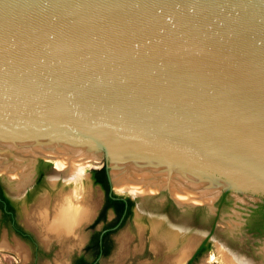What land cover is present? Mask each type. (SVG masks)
<instances>
[{"label":"water","instance_id":"95a60500","mask_svg":"<svg viewBox=\"0 0 264 264\" xmlns=\"http://www.w3.org/2000/svg\"><path fill=\"white\" fill-rule=\"evenodd\" d=\"M80 140L96 146L110 191L120 164L165 176L170 208L126 192L170 238L199 226L188 209L214 214L221 194L264 232V0H0V154L30 161L27 174L1 175L3 189L21 196L41 148ZM170 175L210 199L177 200ZM215 225L186 235L187 252L207 236L231 264H256Z\"/></svg>","mask_w":264,"mask_h":264},{"label":"rangeland","instance_id":"374dc122","mask_svg":"<svg viewBox=\"0 0 264 264\" xmlns=\"http://www.w3.org/2000/svg\"><path fill=\"white\" fill-rule=\"evenodd\" d=\"M62 150L66 149L63 148ZM86 150L89 151L90 148ZM66 151H68V149ZM38 154L35 156L43 160L50 161L51 164L56 165L57 159L55 156H51V158H45L48 156L42 154L45 156L43 157L42 155ZM4 156L5 155H0V161L2 158H4ZM3 163V165H7L9 167V170H0V178L1 175H6L8 178H15L18 177V173L20 172L27 174L26 170L28 169V163H30V161L25 159L23 156L8 155L6 157V161ZM92 166V164L85 165L82 171L84 172L86 169ZM129 167L133 169L132 166ZM48 170L49 168L47 171ZM117 170H120V168H117ZM47 171L45 174V180L47 183L46 189L41 190L38 197L36 196V200L34 202L32 201L29 207H22L20 210L19 220L23 223V225L32 227L37 236V240L43 245L47 244L46 246L49 249L48 256L39 257L35 264H68L71 253L80 249L79 244L75 241L76 239H80V233L76 232L75 235L72 234V237L67 239L61 238V235L71 233L72 229L80 222H78L75 226L70 227L71 229H66L62 233L56 232L54 230L53 232L46 230L49 234L55 235H51L50 237L47 235L46 237L43 230L41 229V226L39 225L43 223L37 219V208L41 206L39 205L40 200L46 198V207L48 208L47 211H49L48 214L50 213V217H48V215L47 219L48 221H51L54 218L52 214L53 206H56L58 200L63 196H66L69 193L72 194L73 192H76L77 189H79L81 191L80 196H83V199L80 198V201L89 202L95 207L101 202L102 192L97 187L92 186L88 182L87 175L85 173L76 181L67 179L63 173L66 179V181L63 183L58 179L56 180V176L53 178V174ZM125 173L127 172L124 171V174ZM131 174L133 175V172H131ZM146 174L147 173H138L135 177L131 178H139L142 179L141 181H144L147 175H150L151 173H148L147 175ZM162 176L165 178L164 175ZM52 179L55 180L53 181ZM147 180L150 179L148 178ZM178 180L180 181L179 183L183 184L184 181H181L180 179ZM174 182L178 183L177 179L172 183ZM112 186L116 193L127 194L126 191H130L128 189H118L119 187H116L113 184ZM168 191L172 196H176L175 192L171 188H169ZM150 192L155 193V195L152 196V199L160 200L159 202L161 205L159 203V207H161V209L166 206V203H168L169 208L170 206H173L164 189H161L160 191L156 189ZM220 196L215 202L216 211L210 216L206 214L203 206H198L193 211L188 209L185 214L196 219V222L194 220L193 221L196 224H199V226L192 229H190V226H187L185 233L180 231V235L173 237V239L168 236L169 234L167 232L170 230V225H167L164 219L159 217L160 215L154 216L153 219L149 220L145 215L146 210L148 209H143L142 212H137L133 209L131 218L126 220L125 223L112 234V249L107 255L99 258V263L171 264L173 255H176L178 253L177 251L182 249L184 246L189 245L188 243H185V241L188 240L185 239V237H187L186 235L192 234L195 237H198L205 230L206 226L209 227L210 233L212 229H215V223L220 221V226L223 227L225 232L227 229H233L232 231L235 236L230 242L232 246L240 247V252L244 253V257L250 258L251 261L254 260L253 262H256L257 264H264V232L257 233L255 231L249 230L246 226V220L250 211L246 213V210L238 207L226 196L223 195L222 198ZM152 199H148L146 201V204H148L146 206H158L157 202L153 201ZM192 202L200 203L201 201ZM65 216L68 217L67 214H65ZM219 217H221V219H219ZM242 220L244 221L242 222ZM210 241L211 243L209 248H206L197 254L189 264H223L221 256L228 258L227 253H223V251L219 250L220 248L216 246L212 240ZM191 246L192 243L189 246L190 248L188 252L186 250V255L182 262H179L178 264H184L185 260L188 258L193 249V246L192 248ZM31 260L32 258L30 249L26 244L19 241L11 234L6 237L4 230L0 231V264H34L31 262Z\"/></svg>","mask_w":264,"mask_h":264},{"label":"flooded vegetation","instance_id":"af4514ba","mask_svg":"<svg viewBox=\"0 0 264 264\" xmlns=\"http://www.w3.org/2000/svg\"><path fill=\"white\" fill-rule=\"evenodd\" d=\"M51 162L39 158L35 163L34 175L32 182L21 194V196L12 198L10 197L5 190L0 181V231L4 230L6 237L10 234L16 237L19 241L26 244L31 253V262L36 263L41 256H48L49 249L47 244L43 245L37 240V236L32 227L28 225L25 226L19 220L20 210L22 207H29L30 203L36 200L41 190L46 189L47 183L45 180L46 171L50 167ZM100 167V166H99ZM89 167L87 169L88 182L97 187L102 192V199L99 205L95 206L92 204V211L86 220L81 221L77 226L72 229V232L69 234L61 235V238L67 239L72 237V234L80 233V239H76V243L79 244L80 249L78 251H73L69 256L68 264H100L99 258L107 255L113 246V236L112 234L121 227L126 220L131 218L133 212V204L131 206V213L123 219V215L127 208V201L125 196L128 194H119L117 196L112 195V192L109 188V183L106 178L105 171L104 177L107 185V190L97 181L94 180L93 171ZM111 192V195L108 192ZM49 195V194H48ZM122 195L124 197V206L121 213L117 215L113 205L106 200V196L118 197ZM37 196V197H36ZM120 198V197H119ZM52 199V198H51ZM168 203H166V207ZM39 208V207H38ZM37 208V216L38 210ZM49 211H47V216ZM40 213V212H39ZM50 217V215L48 216ZM39 219V217H37ZM43 230L45 236L50 237L52 234H49L44 228L43 224H39ZM71 235V236H70ZM55 236V235H52ZM57 237V236H56ZM211 241L207 239V236L203 237L197 245L193 248L188 258L185 260L184 264H187L191 258H193L202 252L204 249L209 248ZM207 245L206 248L201 249L199 252H196L198 247ZM189 261V263L191 262ZM188 263V264H189Z\"/></svg>","mask_w":264,"mask_h":264},{"label":"bare ground","instance_id":"6f19581e","mask_svg":"<svg viewBox=\"0 0 264 264\" xmlns=\"http://www.w3.org/2000/svg\"><path fill=\"white\" fill-rule=\"evenodd\" d=\"M89 145V146H87ZM61 148V149H60ZM65 148L66 150H62ZM90 148L89 151L86 149ZM96 146L93 144L90 145L86 140H80L79 146H57V147H43L38 153L46 155L48 157L55 156L56 167L63 168L64 175L69 180H78L80 178L81 173L83 172V167L85 165L92 164V162L97 161V154L94 149ZM86 150V151H84ZM93 153V154H92ZM4 155V154H0ZM0 161V170H9L8 166L3 165ZM10 165V164H9ZM123 166L120 170L113 169L112 170V183L114 186L119 187L118 189H128L130 192H142L143 190H156L158 186H161L165 182V178L161 173H154L156 170L142 169L136 166V163H127L120 164ZM121 166V167H122ZM129 166H132L131 169ZM124 171L127 172L124 174ZM15 172V171H14ZM133 172V175L131 174ZM152 172L150 175L148 173ZM138 173H147V177L144 181L139 178H131L135 177ZM150 176V180H147ZM175 179V180H174ZM172 183L173 181H176ZM180 178H176L170 175L169 178V188H171L175 192V197L180 201H202L209 200L210 197L207 195V192H203L195 188V185L192 182L180 179L184 181L183 184L179 183L178 180ZM21 183L20 180L17 181V186ZM173 185H172V184ZM182 185V186H181ZM184 185V186H183ZM81 191L79 189L72 194L69 193L66 196H63L58 200L56 206H53V219L48 221L47 219V200L43 198L40 200L39 205H41L38 210L39 221H42L44 228L49 232H64L66 229L75 226L78 222L86 220L92 211V205L86 201H80L83 196H80ZM65 214L68 215L65 216ZM91 216V215H90ZM71 229V228H70ZM186 247L184 246L182 249L177 251L172 257L171 264H178L182 262L183 258L186 255ZM170 259V258H169ZM223 264H231L230 260L227 257L221 256ZM166 260V259H165ZM254 261V260H252ZM256 263V262H255ZM242 264H250V261L244 260ZM252 264V263H251ZM257 264V263H256Z\"/></svg>","mask_w":264,"mask_h":264},{"label":"trees","instance_id":"16d2710c","mask_svg":"<svg viewBox=\"0 0 264 264\" xmlns=\"http://www.w3.org/2000/svg\"><path fill=\"white\" fill-rule=\"evenodd\" d=\"M103 169H104L103 166H100V167L91 168V171H93L94 180L99 182L104 187V189L107 190V185H106V182H105ZM112 195L117 196L118 193L112 192ZM222 196L223 195H221L220 197L222 198ZM125 199L127 201V208H126L125 213L123 215V219L131 213V206H132V204L134 202L133 199L130 198L129 196H127V195L125 196ZM106 200L113 205L117 215H119L121 213V210H123L124 200L119 198V197H110V196H106ZM246 226L251 231H255L257 233L263 232L253 222L252 212H250L249 215H248V218L246 220ZM206 247H207V245H205V246L201 245L200 247H198V249L196 250L195 254L197 252H199L201 249L206 248ZM189 261H191V258H190ZM189 261H188V263H189Z\"/></svg>","mask_w":264,"mask_h":264}]
</instances>
